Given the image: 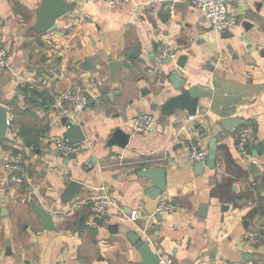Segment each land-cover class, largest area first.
Masks as SVG:
<instances>
[{"label": "crops", "instance_id": "crops-1", "mask_svg": "<svg viewBox=\"0 0 264 264\" xmlns=\"http://www.w3.org/2000/svg\"><path fill=\"white\" fill-rule=\"evenodd\" d=\"M65 1L70 10L34 35L41 0H0V40L10 56L0 70V104L14 113L0 142V264H138L128 234L144 225L143 239L170 264H264V0H226L235 27L224 32L186 0H163L155 14L148 0ZM164 44L176 52L171 63L187 56L178 70L199 96L192 119L185 110L162 117L149 107L178 94L167 79L170 62L153 61ZM112 59L122 62L114 76ZM70 83L88 93L76 115L87 147L63 157L54 141L66 138V118L53 104ZM144 112L156 116L153 129L132 132V119ZM247 123L254 126V175L236 149V131ZM116 130L129 135L125 146L108 143ZM216 136L215 166L195 169L186 142L209 150ZM13 158L27 160L30 183L10 180L5 163ZM154 167L165 170V190L151 198L145 190L153 182L138 172ZM72 179L83 183L77 197L103 186L124 214L69 210L60 197ZM161 198L177 209L154 213ZM37 206L52 212L54 229L43 227Z\"/></svg>", "mask_w": 264, "mask_h": 264}, {"label": "built area", "instance_id": "built-area-1", "mask_svg": "<svg viewBox=\"0 0 264 264\" xmlns=\"http://www.w3.org/2000/svg\"><path fill=\"white\" fill-rule=\"evenodd\" d=\"M92 0H87L90 2ZM108 4H120L127 2L129 0H100ZM182 1V0H174ZM192 3L203 16L208 20L210 27L215 32H224L229 31L235 27V20L228 13V8L226 5V0H186ZM163 0H148L147 6L152 14L158 12L159 7ZM81 20L85 18L80 17ZM72 37L65 41V44H68V41H71ZM59 53H62V49H56ZM176 58V52L173 51L170 45H162L160 49L154 54L153 61L157 64H162L166 60H174ZM128 65L132 63L127 62ZM142 67L145 66V61H139ZM10 66V56L7 48L1 43L0 40V70H5ZM174 68L173 63H170L167 72ZM187 77L186 75H184ZM33 87V85H31ZM55 101L53 108L56 109L62 116L66 118V128L70 125H75L76 115L79 111L86 107L88 102V93L86 89L78 83H70L61 93L54 95ZM194 116H190L192 119ZM14 120V113L8 110L6 123L8 126L12 124ZM156 123V116L151 112H144L136 115L131 122V130L134 133H146L153 129ZM236 149L240 156L245 160L258 164V159L251 153L249 146L254 140V126L252 123H247L242 127L238 128L236 131ZM55 148L57 152L63 157H70L81 150L85 149L87 145H84L83 142L70 143L66 138H57L54 141ZM185 149L189 158L194 161H203L208 157V150L199 145L195 140H188L185 144ZM87 166H90L89 161ZM5 168L8 172L10 180L15 185H22L25 183H30L31 181V171L28 166L26 159L22 158H13L12 160L5 163ZM100 193L96 195L84 196V197H75L69 203V210H73L80 206H87L91 211L97 214L100 217H106L114 212H119L124 214L123 209L118 204L117 200L112 198L105 187H99ZM177 204L161 198L155 208L154 213L167 212L177 209ZM138 218V212L132 211L129 214V219L132 222H136ZM147 224V223H146ZM147 226L138 227V235L141 238L146 237ZM145 239V238H144ZM164 262V261H163ZM166 264H170L171 260H166Z\"/></svg>", "mask_w": 264, "mask_h": 264}, {"label": "water", "instance_id": "water-1", "mask_svg": "<svg viewBox=\"0 0 264 264\" xmlns=\"http://www.w3.org/2000/svg\"><path fill=\"white\" fill-rule=\"evenodd\" d=\"M164 6H172L179 7L180 4L174 1H168L163 4ZM70 10V4L65 0H41L40 6L36 12V21L32 27H30V31L34 35L42 34L49 29H51L57 18L65 14ZM187 60L186 55H179L175 61L174 68L169 70L166 75L167 79L171 84V87L178 90V94L168 97L162 104L158 105L156 103H151L149 105L150 109L153 111H159L160 116L162 117H170L177 110H185L189 116H195L197 114V108L199 103V96H193L191 92V84L186 83L187 77L181 75L180 70L185 67V63ZM171 63L170 60H166L165 63ZM122 62L111 60L109 62V70L110 75L114 76L117 71L121 70ZM118 70H115L117 69ZM31 98H35L36 96L31 93L29 95ZM8 108L2 104H0V142L4 138L7 137L8 125L6 123ZM231 127H236L235 125ZM231 127L225 128V130H230ZM211 138L208 150V157L203 161L195 162L198 164L195 166V169H200L204 165L208 168H213L215 166V157H216V139ZM86 136L82 129V124L70 125L66 130V140L70 143H78L83 142ZM129 135L124 134L120 130H116L113 136L109 140V144L115 143L119 146H125L128 142ZM250 174H258L259 168L257 164L251 163L249 165ZM138 175L142 178H147L151 180L153 183L151 186L146 188L145 193L149 195L151 198H155L160 195L165 190V170L162 167H154V168H144L139 170ZM83 187V183L81 181L72 179L69 181L67 186L64 188L61 194V202L68 203L78 196L81 188ZM205 208V205L201 206V210ZM201 212V211H200ZM35 213L39 216L42 225L45 229H54V215L52 212L45 210L41 206L35 207ZM96 221L100 224L103 223V218L96 217ZM114 226H109L110 230ZM128 238L130 242L133 244L135 249L137 250L140 256V262L138 264H166L161 260L159 254H157L150 243L143 238H141L135 232H131L128 234ZM6 247V255L11 254V250L9 249V241L6 240L4 243Z\"/></svg>", "mask_w": 264, "mask_h": 264}]
</instances>
